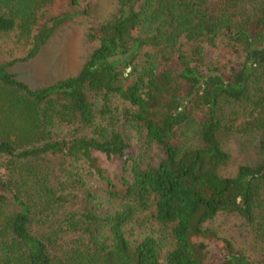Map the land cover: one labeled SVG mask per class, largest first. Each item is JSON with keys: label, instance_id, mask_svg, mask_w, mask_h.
I'll return each mask as SVG.
<instances>
[{"label": "trees", "instance_id": "trees-1", "mask_svg": "<svg viewBox=\"0 0 264 264\" xmlns=\"http://www.w3.org/2000/svg\"><path fill=\"white\" fill-rule=\"evenodd\" d=\"M53 3L0 0L9 54L28 46L0 62V264H264V0H117L85 33L77 74L33 89L8 69L87 13L67 0L45 17ZM126 124L159 149L156 165L135 161ZM232 133L258 158L225 177ZM152 207L146 219L167 232L131 243L126 228ZM219 213L243 221L249 251L203 229Z\"/></svg>", "mask_w": 264, "mask_h": 264}, {"label": "rangeland", "instance_id": "rangeland-1", "mask_svg": "<svg viewBox=\"0 0 264 264\" xmlns=\"http://www.w3.org/2000/svg\"><path fill=\"white\" fill-rule=\"evenodd\" d=\"M76 9L80 11L86 10L87 13L82 15L80 20L70 21L60 27L51 37V39L41 48L38 55L25 62H19L11 66L8 70L15 74L19 80L36 89L42 86L50 85L60 79L71 77L79 71L83 59L85 57L82 43L85 33L93 26H97L109 21L116 12L117 0H77ZM67 0H54V3L47 5L44 10L45 17L56 15L66 6ZM43 10V11H44ZM13 37H4L0 39V62H9L12 58H23L28 46L25 47L24 42H18L15 45L18 47V54H9V49L12 47ZM10 47V48H9ZM114 105L125 107L121 102L115 101ZM233 107H224L223 114H228L232 110L238 111ZM240 111V110H239ZM229 116L226 117L228 120ZM233 123V128L240 127L243 121V115L238 114ZM59 132L63 135L76 133V125H61ZM123 135L126 141L131 146V151L135 161L141 163L142 166L151 164L156 165L160 158V151L155 145H148L145 139V130L137 124H126L123 127ZM223 149L229 155L228 163L219 170L222 176L229 177L236 173L240 165L254 164L258 158L253 144L239 134L232 133L227 135L223 142ZM103 169L110 175L121 174V165L118 161H102ZM82 175L89 183L98 184L97 177L92 171L87 169V166L82 165ZM6 170L0 160V175H5ZM128 175V173L124 174ZM153 211V207L141 215L138 222L131 223L126 228V236L133 243L142 235L153 230L156 235H162L167 230H160L158 225L153 220H147L149 213ZM203 229H208L220 237L229 239L236 249H244L245 252L250 248V232L243 221L230 214H217L212 220L203 224ZM76 235H71L63 241L72 239ZM168 240L164 239L166 243ZM60 243V242H59ZM251 252V251H250ZM249 252V253H250Z\"/></svg>", "mask_w": 264, "mask_h": 264}]
</instances>
